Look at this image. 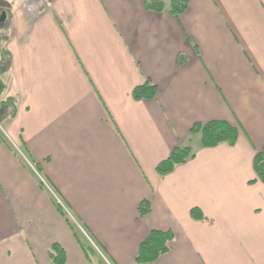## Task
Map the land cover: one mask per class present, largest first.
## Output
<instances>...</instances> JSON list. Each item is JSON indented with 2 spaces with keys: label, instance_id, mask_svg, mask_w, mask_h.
<instances>
[{
  "label": "crops",
  "instance_id": "0c3cea01",
  "mask_svg": "<svg viewBox=\"0 0 264 264\" xmlns=\"http://www.w3.org/2000/svg\"><path fill=\"white\" fill-rule=\"evenodd\" d=\"M1 2L0 100L14 104L0 113V264H55L53 244L64 264H95L51 193L109 264H138L151 230L173 238L144 264H264V181L250 182L264 149V0H187L178 16L141 0ZM145 80L155 97L134 100ZM215 120L237 128L234 145L189 133ZM178 146L194 157L160 175Z\"/></svg>",
  "mask_w": 264,
  "mask_h": 264
},
{
  "label": "trees",
  "instance_id": "16d2710c",
  "mask_svg": "<svg viewBox=\"0 0 264 264\" xmlns=\"http://www.w3.org/2000/svg\"><path fill=\"white\" fill-rule=\"evenodd\" d=\"M145 8L155 12L167 10L169 13L178 16L187 7V0H169L168 5L164 0H141ZM1 50L2 57H6V52ZM3 90V85L0 81V94ZM156 94V86L149 80L137 85L132 89L131 95L134 100L153 99ZM14 100L11 97L0 101V113L3 116H10L12 114V107ZM11 105V106H10ZM190 134H198L200 137V144L203 147H215L220 143H227L234 145L237 140V128L224 121H209L206 123H195L189 130ZM194 157V152L189 146H178L174 148L168 157L161 161L156 171L160 175L170 172L176 165L185 163ZM253 169L256 178L250 182L264 181V149L255 154L253 159ZM39 184L41 185L40 181ZM138 214L140 216L146 215L150 211V203L147 200H142L138 205ZM57 211L67 222L68 226L74 231L69 219L60 207ZM190 214L194 218H201L202 214L198 208H191ZM173 235L171 231L151 230L144 241L138 247L134 261L138 264L153 263L161 254L169 249V243ZM85 250L89 252L88 246H84ZM48 255L53 263L64 264L66 256L62 248L58 244H53L48 250Z\"/></svg>",
  "mask_w": 264,
  "mask_h": 264
},
{
  "label": "rangeland",
  "instance_id": "374dc122",
  "mask_svg": "<svg viewBox=\"0 0 264 264\" xmlns=\"http://www.w3.org/2000/svg\"><path fill=\"white\" fill-rule=\"evenodd\" d=\"M0 3L1 0H0ZM5 33V32H4ZM1 43V42H0ZM1 48V47H0ZM1 52V51H0ZM2 55V54H1ZM3 60V59H2ZM5 61V60H4ZM3 61V62H4ZM0 64V69L3 68L4 63ZM1 71V70H0ZM1 101V100H0ZM3 114V113H2ZM2 114L0 115V118L2 117ZM0 125L3 127L4 123L3 121H1L0 119ZM4 128V127H3ZM3 132V131H2ZM194 143H192L193 145ZM45 188V187H44ZM71 225L73 226L74 230L77 231L78 235L83 239V241L86 243V245L88 246L89 249V255L91 256L93 262L95 264H99L100 262H103V264H108L107 262H105L104 258L102 257V255H100L98 249L93 245L92 241L89 239V237L77 226V224L75 223V221L73 219L68 218Z\"/></svg>",
  "mask_w": 264,
  "mask_h": 264
},
{
  "label": "built area",
  "instance_id": "2783aa9c",
  "mask_svg": "<svg viewBox=\"0 0 264 264\" xmlns=\"http://www.w3.org/2000/svg\"><path fill=\"white\" fill-rule=\"evenodd\" d=\"M14 150L15 152L17 153V155L23 160L25 161L30 167H32L31 165V162L29 161V158L27 157V155L24 153V151L22 150V148L20 147V145H15L14 147ZM44 186H46V188L49 189L48 185L43 182ZM55 204L58 206V207H61L66 214L69 215V213L67 212L66 208L64 207V205L62 204V202L57 198L55 197Z\"/></svg>",
  "mask_w": 264,
  "mask_h": 264
}]
</instances>
